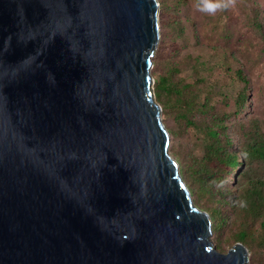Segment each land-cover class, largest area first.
I'll return each mask as SVG.
<instances>
[{
    "label": "water",
    "instance_id": "95a60500",
    "mask_svg": "<svg viewBox=\"0 0 264 264\" xmlns=\"http://www.w3.org/2000/svg\"><path fill=\"white\" fill-rule=\"evenodd\" d=\"M159 0H0V264H254L220 251L155 93Z\"/></svg>",
    "mask_w": 264,
    "mask_h": 264
},
{
    "label": "rangeland",
    "instance_id": "374dc122",
    "mask_svg": "<svg viewBox=\"0 0 264 264\" xmlns=\"http://www.w3.org/2000/svg\"><path fill=\"white\" fill-rule=\"evenodd\" d=\"M159 1L161 39L153 57L152 72L155 80L174 60L182 61L181 68L184 72L181 74L186 72L190 81L203 76L204 80L199 82L204 85L203 92L211 97L210 101L216 105L217 111L230 114L227 120L235 141L233 149L241 153L244 141H249L255 130L264 133V0H224L228 6L217 10L215 14L201 12L196 7L199 0H180L181 3L177 0H166L168 6L163 5V0ZM177 19L186 25L187 35L191 40L179 39L176 34L171 36V23ZM193 23L196 24L199 39L190 34ZM172 37L177 38V41ZM192 51L194 54L199 53V59L206 60L203 69H196L197 59L187 55ZM203 54L206 55L202 57ZM228 66H231L232 70H229ZM239 67L243 69L248 81V104L242 114L235 115L236 100L245 84L236 75V69ZM163 119L171 131V152L178 159L180 166L186 168L185 172H188L187 165L192 156L198 158L202 154L201 133L196 129L184 131V124L176 121L173 116H167L164 107ZM178 128L183 129L181 134H173L172 131ZM177 150L180 152V158L176 154ZM241 156L244 157L242 153ZM249 168H252L255 176L264 173L262 162L244 163L236 170L231 169L228 174L220 173L221 178L217 182L237 193L244 184V181H241L242 184L238 183L239 175ZM192 194L197 203L193 190ZM202 203L203 205L197 204L206 210L203 206L208 205V198H203ZM223 212L230 215L229 222L217 232L214 230L212 238L220 251H228L232 246L228 236L232 229L236 228V223L231 208ZM251 251L254 264H264V249L254 245Z\"/></svg>",
    "mask_w": 264,
    "mask_h": 264
},
{
    "label": "trees",
    "instance_id": "16d2710c",
    "mask_svg": "<svg viewBox=\"0 0 264 264\" xmlns=\"http://www.w3.org/2000/svg\"><path fill=\"white\" fill-rule=\"evenodd\" d=\"M163 5H167L166 0H163ZM179 20L171 23V29L174 32L171 36L176 34L179 39L191 40V37L187 35L186 25ZM195 26L196 24L193 23L190 34L195 39H199ZM173 39L177 41V38ZM194 41L197 43L196 40ZM193 52L187 55L197 59L196 69L200 67L203 69L206 60L199 59L201 58L199 53ZM181 65V60L169 63L164 73L156 77L155 88L156 96L162 103L167 116H173L176 121L184 124V131L196 129L201 133L202 154L195 158L191 153H187L188 156H192V159L187 165L188 172H185V167H181L184 179L188 182L191 191L195 193L197 203L203 205L202 199L208 198L207 207L205 205L203 207L213 218L215 232L228 224L230 215L224 214L223 211L231 208L236 223V228L232 229L228 236L231 244L241 241L249 249H252L254 245L264 249V173L261 176H255L252 168L244 170L239 175L238 181L240 184L244 181V184L237 193L231 188L222 187L223 185L217 182L221 178L220 173L228 174L231 169L236 170L244 163L252 164L259 161L264 164V133L255 130L250 140L244 141L241 147V153L244 156L242 157L241 153L233 149L235 141L227 120L230 114L217 111L216 105L210 101L211 97L203 92L204 85L199 82L204 80V77L199 76L190 81L186 72L181 74L184 72ZM228 68L232 70L231 66ZM236 75L245 82L236 100L235 115H240L248 104L246 86L248 81L242 68L236 69ZM181 130L183 129L178 128L172 132L179 135ZM176 154L179 158L181 157L178 150Z\"/></svg>",
    "mask_w": 264,
    "mask_h": 264
},
{
    "label": "clouds",
    "instance_id": "9594fccd",
    "mask_svg": "<svg viewBox=\"0 0 264 264\" xmlns=\"http://www.w3.org/2000/svg\"><path fill=\"white\" fill-rule=\"evenodd\" d=\"M224 0H199L196 7L201 11L209 14H215L217 10L227 7Z\"/></svg>",
    "mask_w": 264,
    "mask_h": 264
}]
</instances>
